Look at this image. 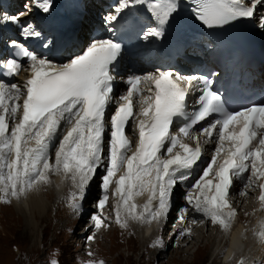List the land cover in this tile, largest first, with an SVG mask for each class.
Masks as SVG:
<instances>
[{
    "label": "snow or ice",
    "instance_id": "obj_1",
    "mask_svg": "<svg viewBox=\"0 0 264 264\" xmlns=\"http://www.w3.org/2000/svg\"><path fill=\"white\" fill-rule=\"evenodd\" d=\"M141 2L147 3L157 23L144 32L145 38L160 37L166 26L178 23L176 0ZM194 3L197 19L212 28L252 18L264 0ZM31 5L43 13L53 7L52 0H31ZM127 7L129 0H119L110 21H116ZM25 9L16 15L3 14L0 25L20 24L21 17L31 11L28 4ZM20 30L25 39L41 35L30 23L21 25ZM12 46L17 48L15 57L27 60L24 71L28 76L23 85L0 79V203L27 198L51 185L53 176H59L71 182L74 191L69 207L78 212L90 183L99 175L101 196L94 207L100 211L91 215L95 229L109 226L103 210L113 184L115 223L121 229H127L129 221L159 226L167 222L173 210L175 190L190 180L203 160V145L214 144L211 159L184 194L190 208L179 210V221L184 223L193 211L222 231H230L237 214L230 197L237 182L244 189L258 188L264 209V103L227 110L210 80L170 71L131 75L124 81L126 91L117 96L116 65L122 46L112 39H95L62 64L42 58L15 41ZM20 59H7L9 76L20 74ZM198 85H202L195 101L198 107L188 113L189 92ZM214 115L217 118L212 119ZM177 122L178 134H174ZM197 126L200 131L194 133ZM200 137H204L203 144ZM183 138L195 141V146ZM57 140L53 161L49 154ZM121 169L123 174L117 178ZM144 193L148 198L138 206L134 197ZM179 235H191V228L182 229ZM254 235L264 244V221ZM87 239L93 240L94 235ZM151 246L159 247V239ZM87 264L104 262L90 260Z\"/></svg>",
    "mask_w": 264,
    "mask_h": 264
},
{
    "label": "rangeland",
    "instance_id": "obj_2",
    "mask_svg": "<svg viewBox=\"0 0 264 264\" xmlns=\"http://www.w3.org/2000/svg\"><path fill=\"white\" fill-rule=\"evenodd\" d=\"M58 143L59 140L56 144ZM55 149L54 152L56 151ZM100 171L102 173L103 169ZM199 173L198 170L192 182L187 184L188 186L186 185L187 187L180 185L175 190V193H177L173 197L174 207L170 212L171 216L169 215L165 224H161L163 228L161 227L157 235L154 234L150 242L148 241L150 240L149 234L143 237L144 226L147 224L134 222V225V223L129 221V227L121 229L115 223L113 205L117 203V197L111 195L114 184L110 186L109 200L103 210V215L108 218L107 224L109 226L100 230L95 229L91 221V215L93 213L99 214L100 211L94 207L101 196L99 175L90 183L85 199L80 202L82 207L78 212H74L69 207V196L74 191L70 181H63V188L58 190L59 193L56 192L52 198L49 186L39 191V196L46 207L44 219L42 220L39 219L35 210L25 211L24 215L18 214L14 207L17 202L14 203L12 201L10 204L0 203V264H51L52 261H55L56 264H87L90 260L103 261L104 264H211L215 256L211 258V252L209 253L210 244L206 247L208 251L200 247V253L197 254L196 259H194L192 253L196 252L198 249L197 245H201L202 241L204 244L208 241L206 244L208 245V238L213 239L218 234L216 226L210 224L205 229V224L203 223L206 221L201 217L195 219L198 223L191 224L193 211L189 212L190 220L186 219V223H181L178 219L181 208H190L185 202L184 194L190 189L191 184L195 182L194 180L197 179ZM121 174H123V169L117 173V178ZM92 187L94 194L90 196ZM242 187L243 185L233 192L235 194L234 197L241 196L239 193L240 189H244ZM253 191L254 197L252 196L251 199L254 200L255 198L257 203L259 202V189L255 188ZM193 195H195L194 190ZM88 196H90L89 201ZM140 201H142V198H140ZM250 201V199H247L243 202V205ZM260 210H256L255 213L250 210L253 212L252 215L250 214L251 217L246 216L248 221H244L245 224H248L246 225V230L253 222L251 219L255 218ZM236 213L235 219L238 220L239 216L237 217V215L241 214V210ZM31 215L33 216L32 219ZM201 220L204 222L199 223ZM30 221L37 224L36 229L32 233L28 231ZM147 226L151 227V225ZM182 226L191 228V235L180 236L179 232L182 230ZM134 227L136 229L132 230ZM92 235H94V239L89 241L87 238ZM157 239L160 241V246H151L154 245ZM181 240L183 244H180ZM185 242L188 245L184 244ZM187 247L191 248L190 251H187ZM179 249L180 251H186L187 254L189 253V256L186 255L185 257L184 254L178 253ZM90 252L92 253L91 256L88 255ZM219 260L220 258L215 263L219 264ZM262 260L264 261V256L258 264H261Z\"/></svg>",
    "mask_w": 264,
    "mask_h": 264
},
{
    "label": "bare ground",
    "instance_id": "obj_3",
    "mask_svg": "<svg viewBox=\"0 0 264 264\" xmlns=\"http://www.w3.org/2000/svg\"><path fill=\"white\" fill-rule=\"evenodd\" d=\"M0 1H2V0H0ZM3 1L5 3L11 4L13 0H3ZM20 1L21 0H16V2L14 3V7L11 9V15H16V14L19 13V5L18 4H19ZM90 7L91 8H95L96 7L95 6V2L92 1L90 3ZM4 8H5V6H4ZM40 11L41 10H39V9L36 8V12L37 13H39ZM0 13H1V10H0ZM28 16H29V14L21 17V20L28 19ZM192 21H193V15L191 13H187V15L185 17V23L188 24L189 22H192ZM233 23H237V21H233ZM10 24H12V23H10ZM34 28H35L36 31H38V32L41 33L40 37H42L41 26L40 25H35ZM83 31H84V29H82L81 32H83ZM80 37H81L80 39H82V42H84V40L86 38V36H84V33L82 34V36L80 35ZM29 38L30 39H34V37H29ZM42 58H45V57H42ZM148 71L150 73H155L152 70H148ZM17 84L18 85H22L21 82H17ZM125 91H126V88L125 87L119 86L118 87V91H117L116 94L118 96L119 94H121V93H123ZM136 110L138 111V107H137ZM111 112H109V116L111 115ZM132 139H133V144H134L135 137H132ZM200 140H201V138H200ZM57 142H58V140L55 142L54 148L50 152V155L51 156H52V152L55 154L54 149L56 148V145H57L56 143ZM33 145H34V141L33 142H30L29 146H33ZM203 147L205 148V154H204V156H206L208 154V151H210V145H203ZM132 150L134 151V146H133V149ZM130 154H131V152L129 153V155ZM53 161H54V158H53ZM204 163H201L200 167ZM200 170H201V168L199 169V172H200ZM197 173H198V170L196 172V169H195V171L192 173V176H191L190 180L188 182H186V184L184 186H186L187 184H189L190 182H192L194 176H196ZM62 183H63V181L61 180V178L59 176H53L52 177V184L49 185L50 191H51L50 192L51 193V198L53 196H55V194H56V192H58V190H61V188H63V184ZM239 184L240 183L237 182L234 191L236 189H238V187L241 186ZM240 191H246L247 194L244 195V196H240V197H234L235 194H233V192H232L231 197H230V201L232 203L233 208H235L237 210L236 212H238V211L240 212V210H241V214H238L237 215V217L239 216L240 219L239 218H238V220L235 219L236 222H233L232 228L228 232H224L218 226H216V228L218 229V234H216V232H215L216 235H215V237L213 239L208 238V240H209L208 245H206L208 241L205 244L202 241L201 242L202 244L200 243L201 245H199V244L197 245L198 246V249L196 247V249H197L196 252L195 253L194 252L192 253L194 259H196L197 254L200 253V247L205 248V251H208V248H206V247L209 246V244H210V247L211 248L209 250V253L211 252V258H213L215 256V258L211 262V264H216L215 261H217L219 258H220L219 264H258L259 263V261L261 259V256H262V253H263L262 252V249L264 248V244H262L257 239V237H256V235H254V233L259 230L260 223L262 221H264V212H263V214H262V211L261 212H257V214H256L257 216H255V218H252L251 219L253 221V222H251L252 223L251 226L250 227L248 226L249 228L246 230L245 229V228H247L246 225H248V224H245L244 223V221L245 222L248 221L246 219L247 218L246 216H250L251 217V215L253 213L251 211H254V213H255L256 210H260V206L261 205L259 203L260 201L256 203L255 198H254V200L251 199L252 196L254 197V191L252 189L251 190L250 189H240ZM58 193H57V195H58ZM39 194H40L39 191L32 192V193H30L28 195L27 198H22L19 201L13 200L14 203L17 202V205H14L13 204L14 207H15V209H16V212L18 214H20V215H24L25 211L35 210L38 213L39 219H41V220L44 219V213L46 212V209H45L46 207H45L44 201L40 198ZM90 194H91L90 196H92L94 194L93 187L91 188V193ZM257 195H258V193H257ZM90 196H89L88 201L90 200ZM140 198H142V201H140ZM147 198H148V194L147 193H144L142 195H138V196L134 197V202L138 206H140V205H143L146 202ZM247 199H250L251 201L250 202H247L246 204L243 205V202L246 201ZM261 210H262V208H261ZM192 215H193V219H196L198 217H201V216H196V214H192ZM23 218H24V216H23ZM32 218H33V216L31 217V219ZM201 218L202 219H205L203 217H201ZM193 219L191 218V220H193ZM243 219H246V220H243ZM187 220H190V217L189 216H187ZM239 220H240V222H239ZM32 221H34V220H32ZM205 221L206 222L203 223V224H205V229H206V227H208V225H210L211 223L207 219H205ZM131 222L134 223L135 221H130V223ZM35 223H31V221H30V227L28 228V231H31V233L37 227V224H35ZM185 223H186V221H185ZM134 225H135V223H134ZM144 227L145 228H144V231H143L144 232V236L143 237H146V235L149 234L148 236H149L150 240H148V241L150 242L152 240V238L154 237V234L157 235L160 232V229H161L162 226L161 225L157 226L155 223H152L151 224V227H149L147 225L144 226ZM183 228H184V226H182V229ZM135 229H136V227H134L132 230H135ZM155 229H156V231H154ZM202 229H201V231H202ZM150 231H152V232L150 233ZM249 231H250V233H249ZM182 240H181L180 244H183V241ZM184 244L188 245L187 242H185ZM214 244H215V246H214ZM187 248H188L187 251H190L191 248L190 247H187ZM177 252L178 253H181V254H184L185 257H186V255L189 256V253L187 254L186 251H180V249H179V251H177Z\"/></svg>",
    "mask_w": 264,
    "mask_h": 264
}]
</instances>
